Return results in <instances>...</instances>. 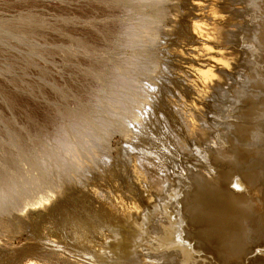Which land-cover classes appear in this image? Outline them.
I'll use <instances>...</instances> for the list:
<instances>
[{
  "label": "rangeland",
  "instance_id": "374dc122",
  "mask_svg": "<svg viewBox=\"0 0 264 264\" xmlns=\"http://www.w3.org/2000/svg\"><path fill=\"white\" fill-rule=\"evenodd\" d=\"M262 2L264 4V0H232L231 7L235 11V19L234 23L232 22L229 25V29L232 31L230 39L226 44L215 42L210 44L211 36L208 33L210 26L206 18L201 17V13L209 9L213 3L212 0H171L165 9L162 26L156 30L158 38L154 39L149 47L147 37L151 33V30L143 20V16L147 15V13H144L136 4L129 3L119 14H113L108 8L104 7L101 3L95 2V0H60L59 3H45L43 0H40L37 7L43 16L48 17L46 24L47 31L43 35V38L30 39L22 43H11L9 48L0 50L3 53L0 56V72L3 73V78H0V88L7 93L3 98V102L0 103V111L6 117L14 115L17 123L27 125L29 132L35 130V134L39 140L46 142L49 139L47 106L50 102L58 99V94L53 90L62 86L65 82L68 83L69 87L78 86L81 89L86 87V81L78 79L74 83L69 79V75L73 71L85 74L90 73L92 71L89 59L90 55L100 56L103 54L106 57L105 73L102 85L97 87L93 93L95 97L94 103L111 119H125L129 112H133L134 115L131 120H126V131L112 133L108 143L100 148L98 152H89L87 155L81 152L75 140L77 136L84 135V131L80 129L69 131L63 137H58L57 143L50 151L36 152L28 150L24 142L17 143L16 136L19 135L17 130L9 126H1L2 144L5 146L2 163L11 166L12 170L17 172L20 183L25 184V187L29 188L30 194L29 198L24 202L23 207L16 209V213L19 214L13 213L0 218V264H31L30 261L33 264H37L38 262V264H44L47 257L51 258V260L53 258L54 261H52L55 263H62L64 256L68 258L71 254L82 255L84 257L83 252L85 251L93 252L95 250V253H104V250H107L109 245L114 243L118 237L113 233L112 228L120 227L122 224L117 223V219H114L116 215L119 217L120 214L115 211H109L106 207L107 202L105 198L95 192L99 190V192L105 194H120L127 201L130 200V197H136L137 202L144 203L147 188L144 184L142 185L138 182L131 165L125 162L127 161L126 152L133 153L136 147H138L136 148L137 151L143 150L146 153L148 159L144 161L145 164L152 163L157 169H160L158 167L163 162L173 171L171 174H173L172 178H174L169 185L170 187H167L169 189H165L168 193L164 191L165 193L163 192L160 197L162 199L165 196L162 199L164 201L161 200V202L167 204L168 209L162 210L163 214L158 219H155V223L158 224V227L160 226L157 229L159 235L156 232V236H152V246L150 249L152 258L149 263L156 264V260L160 258L158 254L163 255L164 253V255H169L171 253V255L178 254L177 261L179 260V262L175 264H192L191 261L186 262L183 259L184 252L182 246L186 243L194 242L191 222L194 157L193 150L191 149L192 142L190 140H188L189 150L185 152L183 162L166 150L167 147H171L169 132L175 130L176 132L183 133V126L175 112L174 103L178 100L189 103L195 101L196 96L190 81L193 79L195 68L208 64L206 57L200 53L204 45L214 47V50L220 51L231 48L239 50V61L236 63L237 68L232 74V82L226 88L217 91V96L205 100L201 105L204 106L208 116H212L213 113L218 112L226 115L231 113L237 116L241 113L238 99L242 97L239 95L240 91L247 88L249 83L248 81L251 77V75L249 77V71L252 67H257L259 64L261 69L264 68V46H262L264 43L258 36L260 34L258 31L260 30L259 27L257 28L259 25L261 29V26L264 24V12L261 10L263 7ZM215 3L216 6L218 5L217 7H221L224 4L222 0H217ZM199 4L208 6V8L202 9V7H199ZM15 7L20 6L17 5ZM259 9L261 10L260 12ZM11 10H14V8ZM258 14L260 19H258ZM253 19H257L258 22L257 20L256 22L258 24ZM245 32H247L246 35L248 36L245 35ZM207 41H210V43L207 44ZM247 41L250 43L248 44ZM259 43L260 45H258ZM255 51L261 53L260 57L262 59L259 57L257 65L253 64V66L250 65L249 67V64L253 61L251 55ZM242 55V60L243 58L245 60L243 62L240 60ZM37 57L39 58L37 59ZM26 58H28L29 63H25ZM29 64L34 66H29ZM58 68L60 69V74L57 73ZM237 87H239V91ZM187 89L190 90L188 91ZM248 89L253 90L251 87ZM225 93L231 94L226 98ZM261 95L264 96V93ZM235 97L237 98L234 99ZM229 98L237 102L235 105L236 109L233 106L235 103L233 101L230 102ZM213 99L214 101H212ZM224 101L225 105L223 104ZM9 103H11V111ZM262 109L260 108L259 114L263 112ZM248 114V126L257 127L256 111L251 109L248 111ZM128 140L130 141L128 142ZM251 140L252 138L250 137L249 142ZM36 147L39 148L40 144H37ZM160 150L163 154L155 157L154 151L158 152ZM53 151L56 153V160L52 159ZM60 155L80 161L83 167L71 171L68 175H62L58 179L50 180L46 183L41 182L39 180L41 167L50 164L58 165ZM186 162L190 163V166ZM174 163L179 164L178 167ZM187 168H191L190 171ZM158 173L160 175L165 174V172H162V169L158 170ZM81 174L85 179L80 177L82 176ZM26 181H31L32 183L29 185ZM126 181L129 182L126 183ZM171 185L173 186L171 187ZM44 198L48 200L43 202ZM177 198L178 207L181 205V208L179 207L181 216H183L182 218L186 222L181 229L178 227L176 218L173 217L174 211L177 210ZM39 200L43 201L39 202ZM47 202H49L48 205H46ZM162 220L164 222H160ZM152 222H154V219H152ZM82 223L89 226L83 228ZM150 231H152V228ZM178 232L182 233L180 237H178ZM106 234L110 237H107ZM111 235L113 240L116 238L114 241L111 239ZM62 236L66 238L63 239ZM54 238L56 239L54 240ZM54 241H58V244H54ZM74 243V247L76 248L73 247ZM40 251L41 253H39ZM243 258L242 262L245 261V256ZM80 260L87 264H92L84 258H80Z\"/></svg>",
  "mask_w": 264,
  "mask_h": 264
},
{
  "label": "bare ground",
  "instance_id": "6f19581e",
  "mask_svg": "<svg viewBox=\"0 0 264 264\" xmlns=\"http://www.w3.org/2000/svg\"><path fill=\"white\" fill-rule=\"evenodd\" d=\"M216 1L217 0H212L213 3L210 5L209 9L207 11H202V13H201V17L206 18L208 25L210 26L208 28V33L211 36V38H210L211 43H210V41H207L208 42L207 44H209V43L212 44V42H215L218 44H226L229 41L230 34L232 32L231 29H229V25L232 24V22L235 19V11L232 10L233 7H231L232 0H222L224 2V4L221 7H217L218 5L216 6V3H215ZM247 5H249V4H247ZM262 6H263L262 7L263 9L261 8V10H263L262 12H264L263 2H262ZM181 7H182V5H181ZM199 7H202V9L208 8V6L206 7V6L201 5V4H199ZM254 7H255V5H254ZM191 10H193V9H191ZM261 10L259 9V12ZM253 11H255V10H253ZM255 15H256V13H255ZM255 17L257 18V16H255ZM258 17H259V14H258ZM258 19H260V17ZM254 20L255 19H253V21ZM256 20H255V22H256ZM253 21H251V22L254 24ZM257 22H258V20H257ZM193 25H195V24H193ZM202 26H203V24H202ZM263 26H264V24H263ZM263 26H261L262 28L260 29V26L258 25L257 28L259 27V30H260V31H258L260 33V34H258V36L260 37V40L264 43V27ZM246 33L247 32H245V35H246ZM245 35H244V37H245ZM201 36H202V34H201ZM246 36H248V35H246ZM256 37H257V35H256ZM248 41H249V39H248ZM248 41H247V43L249 44L250 42H248ZM258 45H260V43ZM262 46H264V45H262ZM213 48L206 46V45H204V47L201 48L200 53H202V55L204 57H206V61L208 62V64L201 65L200 67L195 68L193 71L194 75H193V79L190 81V84H191V87L193 88L194 94L196 96V99H194L195 101L189 103V102H185L183 100H180V101L178 100L176 103H174L175 112H176L178 118L181 120V123L183 126L182 127L183 133H179V132H176L175 130H171L169 132L170 133L169 137H170L171 147L166 148L168 153L177 156V158H179L180 161L183 162V160L185 158V152L187 150H189L188 140H190L192 142V148L191 149L193 150L192 153H193V157H194V159H193L194 164H193V174H192L193 184H192V191H191V222H192V226H193L194 242L189 243V244L186 243L182 246V250L184 252V258L183 259L186 262L191 261L192 264H241V263H243V264H264V96L261 95L262 93H264V68L262 67L263 69H261V67L259 66L260 64L257 65L258 59L261 56V53H257L256 51L253 54L251 53L252 54L251 58L253 61H252V63H250V61H249V63H250L249 67H250V65L253 66V64H256L257 67L251 68V70L249 71V77H250V75H251V77H250V80L248 81L249 83L247 85V88L243 89V91L241 90L242 92L240 91L239 95H241L242 97H240V99H238V102H239L240 107H241V113L237 116V115H232L231 113H228L226 115V114L218 112V113H213L212 116H208L206 114L204 106L201 105V104H203L202 102H204L205 100H209L213 96H217V91H220V90H222V89H224L230 85V83L232 82V74L237 68L236 63L239 61L238 60V57H239L238 51L239 50H235V49L230 48V49H225L224 51H222V50L220 51V50H214ZM240 55H241V52H240ZM203 56H202V58H203ZM242 57H243V55L241 56L240 60L243 62L245 60H244V58L242 60ZM192 67H193V65H192ZM189 71H190V69H189ZM247 75H248V73H247ZM172 77H174V76H172ZM163 79H164V77H163ZM251 83H253V84H251ZM244 84H247V83H244ZM177 85H179V84H177ZM249 87L253 88V90H249L248 89ZM142 89H145V88H142ZM235 89H236V87H235ZM237 89H238V91L240 90L239 87H237ZM156 91H157V89H156ZM233 91H235V90H233ZM222 92L224 93V91H222ZM226 92H228V91H226ZM219 95H221V94H219ZM229 95L227 93H225L226 98ZM236 95H237V91H236ZM223 96H224V94H223ZM225 96H224V98H225ZM237 97H239V96H237ZM237 97H235L234 99H236ZM244 97H245V99H244ZM250 97H253V98H250ZM191 98H193V97H191ZM219 99H221V98H219ZM229 100H230V102H232V101L234 102V100H232L231 98H229ZM212 101H214V99ZM225 101L223 102V104L225 103ZM234 103L235 104L233 106L235 107L237 102L235 101ZM227 106H228V104H227ZM153 107H154V105H153ZM229 107H231V106H229ZM150 108H152V107H150ZM260 108H263L262 109L263 112L261 114H259ZM222 109H220V110H222ZM235 109H236V107H235ZM251 109L256 111V120L258 123L257 127L248 126V115H249L248 111H250ZM217 110H219V109H217ZM226 110H228V109H226ZM229 110H230V108H229ZM158 111H160V110H158ZM224 111H225V108H224ZM231 111H233V110H231ZM132 120H134V119H132ZM136 123H138V122H136ZM154 128H156V127H154ZM155 131H156V129H155ZM1 132H2V130H1V126H0V142H2ZM130 132H129V135H130ZM145 132H146V129H145ZM158 135H160V134H158ZM130 137H132V136H130ZM250 137L252 138V140L249 142ZM142 139H144V138H142ZM147 140L149 141L148 138H147ZM129 141L130 140H128V142ZM142 142H143V140H142ZM142 142H140V143H142ZM136 148H138V147H136ZM136 148H134L133 153L132 152H126L127 153V161H125V162H128L131 165L138 182L141 183L142 185L144 184L145 187L147 188V195L144 196V197H146L144 203L141 204V203L137 202V200L135 199L136 197H135V195H133L132 192L131 193L135 198L130 197L129 201L125 200L123 198V196H120V194L119 195L112 194V193L111 194L110 193L105 194V193L99 192V190L95 192L99 196L105 198V200L107 202L106 207L109 209V211H115L118 214H120L119 217H117V215H116L114 217V219H117V221H118L117 223L122 224V226L112 228L113 233L116 236H118L117 239L114 238V240L116 239V241H114L112 239L113 237L111 235V239L114 241V243L110 244L109 247L107 248V250L106 249L104 250V253H100L99 252L100 249H99V251H98L99 253H95V250L93 252H86V251L83 252V254L86 257L85 256L83 257L82 255L71 254V256L68 258H65V256H64V259H63L64 261L62 260V263L61 262L55 263V262H53L54 261L53 258H52V260H53L52 261L51 258L49 259L47 257L45 262L43 261L44 264H80L82 262H83L82 264H87L86 262L80 260V258H82V259L84 258L85 260L89 261V263L91 262L92 264H118V263H121V264H150L149 262H151L150 260L152 258V253L150 250L151 246H152L151 245V239H152L153 235L156 236L155 235L156 232L158 234L157 229L160 227V226L158 227V224L155 223V219H158L163 214L162 210L168 209V205L165 204L164 202L163 203L161 202V200L164 199L165 196L162 199H160V197H161L162 193L165 191V189L171 184V182L173 181L174 178H172L173 174H171V172H173V171L170 170L168 165L164 164L163 162L160 163L161 166L158 168L162 169V172H165L164 175L163 174L160 175L158 173V170L160 171V169H157L155 167V165H153L152 163L151 164L150 163L145 164L144 161L148 159L146 153L143 150L137 151ZM143 148H145V147H143ZM135 151H137V152H135ZM154 154L156 157V156H160V154H163V152L161 150L158 152L154 151ZM123 155H125V154H123ZM191 155H189V156H191ZM103 156H104V154H103ZM122 157H124V156H122ZM106 158H107V155H106ZM0 162H2V156H0ZM104 162H107V161H104ZM116 163H118V162H116ZM186 163H188V162H186ZM120 164H121V162H120ZM188 164L190 166V163H188ZM174 165H177V163H174ZM178 165L176 167H178ZM121 166H123V165H121ZM125 167H123V169H125ZM118 168H120V167H118ZM118 168H117V170H118ZM190 169H188V170L190 171ZM80 177H83V175ZM85 177H86V175H85ZM131 178H132V176H131ZM83 179H85V178L83 177ZM100 180H102V179H100ZM178 180H180V179H178ZM94 182H96V181H94ZM127 182H129V181H126V183ZM121 185H122V183H121ZM75 186H77V185H75ZM99 186H100V184H99ZM172 186L173 185H171V187ZM128 187H130V186H128ZM178 187H180V186H178ZM188 188H190V187H188ZM167 189H169V188H167ZM168 191H170V190H168ZM171 191H172V189H171ZM173 191H174V189H173ZM166 193H168V192H166ZM175 194H177V193H175ZM181 194H180V196H181ZM182 197H181V199H182ZM40 199H42V198H40ZM45 199L46 198L43 199L44 201L43 200H41V201L46 202L49 199V197L47 200H45ZM167 199H168V197H167ZM41 201L39 200V202H41ZM162 201H164V200H162ZM48 203L49 202H47L46 205H48ZM176 204H177L176 205L177 210L174 211L175 213H174L173 217L176 218V221L178 223V227H180V229H181V228H183V226L185 225L186 222H184V220L182 218L183 216H181V212H180V208H181L180 206L181 205L179 206L180 207L179 208L178 207V205H179L178 204V198H177ZM91 206H92V203H91ZM67 211H69V210H67ZM159 213H160V215H159ZM107 214H109V213H107ZM152 219H154V222H152ZM163 220L160 222H164ZM67 221H69V220L67 219ZM49 223H51V222H49ZM66 225H68V224H66ZM90 225H91V223H90ZM70 226H72V225H70ZM88 226H89L88 224L82 225L83 228H86ZM151 228H152V231H150ZM149 233H150V235H149ZM181 234L182 233L178 232V237H180ZM93 237H94V235H93ZM107 237H110V236L107 235ZM62 238H63V236H62ZM64 238H66V237H64ZM52 239H53V237H52ZM55 239L56 238H54V240ZM68 240H69V238H68ZM78 241H79V239H78ZM95 241H97V240H95ZM57 242L54 241V244ZM45 243H46V241H45ZM59 245H61V244H59ZM74 245H75V243L73 244V247H74ZM104 246H106V245H104ZM74 248H76V247H74ZM78 250H79V248H78ZM96 250H98V249H96ZM39 253H41V251ZM76 253H79V252H76ZM175 253H178V252H175ZM53 254H54V252H53ZM166 254H168V253H166ZM210 254H212V255H210ZM177 255L178 254L171 255V253L169 255H164V253H163V255L158 254V256H160V258H158L156 260V262H157L156 264H175V263L179 262V260L177 261ZM57 256H58V254H57ZM156 256H157V254H156ZM243 256H245L244 262L241 261L244 259ZM39 257H40V255H39ZM57 258H59V257H57ZM30 263L33 264V262H31V261H30ZM40 263H42V262H40Z\"/></svg>",
  "mask_w": 264,
  "mask_h": 264
},
{
  "label": "clouds",
  "instance_id": "9594fccd",
  "mask_svg": "<svg viewBox=\"0 0 264 264\" xmlns=\"http://www.w3.org/2000/svg\"><path fill=\"white\" fill-rule=\"evenodd\" d=\"M48 3H59L60 0H43ZM108 8L113 14H119L129 3L138 5L144 13L143 20L151 30L147 37L150 47L153 40L158 38L156 30L162 26L165 9L171 0H95ZM40 0H0V49L9 48L11 43H22L26 40L42 39L46 33L48 17L43 16L37 5ZM19 5L20 7H15ZM14 10H11L13 9ZM3 53L0 52V56ZM39 57H37L38 59ZM92 71L88 74L73 71L69 75L74 83L76 80L86 81V87H69L65 82L55 88L58 99L50 102L47 106V121L49 125V139L40 141L35 130L29 132L27 125L17 123L15 116H5L0 112V126H9L18 131L17 143L24 142L30 151H50L57 143L58 137H63L69 131L80 129L83 136L75 138L76 143L84 155L89 152H98L108 143L112 133L127 130L126 120L134 115L129 112L125 119H111L105 112L94 103L93 93L103 83L106 57H89ZM25 63H29L26 58ZM29 66H34L29 64ZM60 74V69H57ZM0 78L3 73L0 72ZM7 93L0 88V103ZM9 109L12 110L11 103ZM40 144L37 148L36 145ZM4 145L0 142V156L4 155ZM52 159L56 160V153L52 152ZM83 167L80 161L64 155L59 156V163L42 166L39 180L48 182L58 179L62 175H68L71 171ZM29 185L31 181H26ZM29 188L20 183L17 172L12 167L0 162V218L16 213V209L23 207L29 198ZM19 214V213H16Z\"/></svg>",
  "mask_w": 264,
  "mask_h": 264
}]
</instances>
